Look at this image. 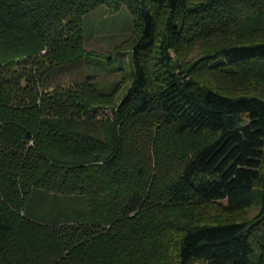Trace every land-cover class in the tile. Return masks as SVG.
<instances>
[{
	"label": "trees",
	"instance_id": "obj_1",
	"mask_svg": "<svg viewBox=\"0 0 264 264\" xmlns=\"http://www.w3.org/2000/svg\"><path fill=\"white\" fill-rule=\"evenodd\" d=\"M98 6L131 17L130 83L100 121L119 84L52 80L90 58ZM258 31L264 0H0V264H264V95L214 80L264 83V38L224 39ZM217 202L220 220L165 213Z\"/></svg>",
	"mask_w": 264,
	"mask_h": 264
},
{
	"label": "rangeland",
	"instance_id": "obj_2",
	"mask_svg": "<svg viewBox=\"0 0 264 264\" xmlns=\"http://www.w3.org/2000/svg\"><path fill=\"white\" fill-rule=\"evenodd\" d=\"M131 28V17L125 6L119 8L116 12H108L105 6H98L93 11L83 17V46L90 53V58L80 60L76 63L65 65L57 71L53 77V83L67 85L72 81H81L85 75L94 76V80L99 90L105 94L112 93V87L119 84L118 94L113 101L107 100L97 109V119L106 120L112 118V107L119 102L126 87L130 83L131 71V52L128 49H120L121 44L128 37ZM255 38H264V32H253L247 36H238L233 33H227L224 37L228 42L251 41ZM117 50V51H116ZM112 54V60L106 58V54ZM198 54V48L189 51L185 56L186 60H192ZM125 76V77H124ZM124 77V81L119 83ZM214 80L224 89H233L236 93H256L264 95V83L260 86L253 85L242 80L234 78H222L214 75ZM109 101V102H108ZM165 213L172 218L171 222L177 226L180 224H189L196 217L201 222L216 219L220 220L225 216L222 204L213 203L206 205L193 204H169L165 206ZM67 210H60L49 218L52 220L76 219L75 216L66 213ZM254 210H245L237 214L239 217H250ZM177 230L175 234L177 235ZM159 231L152 233V236L158 237ZM170 234V233H169ZM175 234L172 237L175 238ZM169 264V263H168Z\"/></svg>",
	"mask_w": 264,
	"mask_h": 264
}]
</instances>
